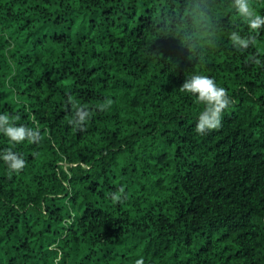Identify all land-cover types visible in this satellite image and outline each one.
Wrapping results in <instances>:
<instances>
[{
	"label": "trees",
	"instance_id": "trees-1",
	"mask_svg": "<svg viewBox=\"0 0 264 264\" xmlns=\"http://www.w3.org/2000/svg\"><path fill=\"white\" fill-rule=\"evenodd\" d=\"M194 73L231 100L202 135ZM0 112L40 133H0V264H264V29L232 0H0Z\"/></svg>",
	"mask_w": 264,
	"mask_h": 264
},
{
	"label": "clouds",
	"instance_id": "clouds-1",
	"mask_svg": "<svg viewBox=\"0 0 264 264\" xmlns=\"http://www.w3.org/2000/svg\"><path fill=\"white\" fill-rule=\"evenodd\" d=\"M232 6L247 21L251 30L264 29V14H257L249 0H232ZM230 40L238 49L247 48L251 42L238 31L231 32ZM181 88L193 94L196 100L204 105L198 115L195 131L202 135L219 128L224 110L231 103L227 90L220 86L214 78L199 73L188 77ZM87 118L88 114L78 109L73 122L82 127ZM0 133L13 144H19L25 140L35 142L40 136L38 129L25 124H16L7 113L3 112H0ZM0 160L7 165L10 172L22 170L26 164L25 159L11 148L0 151ZM135 264H144L143 258L137 259Z\"/></svg>",
	"mask_w": 264,
	"mask_h": 264
}]
</instances>
